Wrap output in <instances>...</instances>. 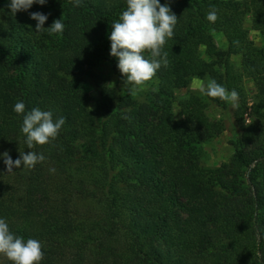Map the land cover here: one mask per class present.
Segmentation results:
<instances>
[{
  "label": "trees",
  "instance_id": "16d2710c",
  "mask_svg": "<svg viewBox=\"0 0 264 264\" xmlns=\"http://www.w3.org/2000/svg\"><path fill=\"white\" fill-rule=\"evenodd\" d=\"M9 3L0 0V218L41 242V264H264V0H160L178 23L164 46L169 65L143 101L110 55L126 0H47L15 15ZM213 6L215 23L206 19ZM33 12L48 15L45 28L61 18L63 34H37ZM103 60L114 87L93 72ZM193 78L236 90L239 109L204 95L178 101ZM17 102L24 114L38 107L64 117L56 140L28 149ZM211 105L221 119L207 115ZM227 129L232 156L203 166V146ZM5 151L13 161L29 151L46 159L8 173Z\"/></svg>",
  "mask_w": 264,
  "mask_h": 264
},
{
  "label": "clouds",
  "instance_id": "9594fccd",
  "mask_svg": "<svg viewBox=\"0 0 264 264\" xmlns=\"http://www.w3.org/2000/svg\"><path fill=\"white\" fill-rule=\"evenodd\" d=\"M47 0H10L7 5L15 15L18 11H27L33 4L45 5ZM81 0H74L79 6ZM127 8L123 11L117 22L111 25L109 40L110 55L118 59V69L126 77L124 84L131 85L129 92L136 95L144 90V86L151 81L157 71L163 66L168 67V52L164 51L168 39L174 37V29L178 23L177 15L172 12L168 3L161 4L160 0H126ZM30 18L37 21L35 32L37 34L62 35L65 24L61 18L53 21L50 27L45 28L48 15L41 12L30 13ZM215 7L207 14L206 19L215 23L218 20ZM145 52L149 58L145 57ZM191 87L210 98H219L231 104L233 110H238L239 93L236 90L229 92L215 79L205 82L193 78ZM25 104L17 102L14 111L17 114L25 113ZM128 119V117H124ZM66 123L64 117L53 119L52 111H43L36 107L24 114L22 132L26 135V145L32 149L35 145L50 144L58 137L62 126ZM2 159L8 173L13 169H32L38 162H43V154L29 151L20 153L15 161L5 151ZM55 171V169H50ZM0 256L6 258L10 264H41L44 259L42 244L37 239L29 238L25 241L12 233L5 219L0 218Z\"/></svg>",
  "mask_w": 264,
  "mask_h": 264
},
{
  "label": "rangeland",
  "instance_id": "374dc122",
  "mask_svg": "<svg viewBox=\"0 0 264 264\" xmlns=\"http://www.w3.org/2000/svg\"><path fill=\"white\" fill-rule=\"evenodd\" d=\"M245 28L248 30L250 37L254 40L256 46H261L263 44L262 38H260L259 35L255 34L251 30V24L250 19L248 18L245 21ZM213 38L215 41V44L218 48L224 50L226 48V42L224 37L220 33H213ZM201 56L203 59L207 60L203 50L201 49ZM232 62L238 66L239 61L238 58H233ZM93 72L100 78V83L105 84L110 87H114L116 83V77L114 76L109 64L106 61H101L97 64V66L93 69ZM193 80V79H192ZM189 82L188 86L179 89L175 92L176 97L178 101H181L185 98H188L190 95H202L199 90H194L191 87V82ZM202 80V79H201ZM205 84L207 83L206 80H203ZM245 91L250 98L252 96V91L254 90V87L251 85L250 82L245 81ZM88 96L90 98L89 108L93 109L95 102L97 100V93L94 90L92 85L86 86ZM148 90V88L144 86V90L138 92L134 97L139 100L143 101L144 94ZM250 103V101H248ZM222 110L220 108H217L215 106H209L207 109V115L213 120V119H221L220 116H222ZM176 114H178V111H176ZM246 119L248 120V115L246 116ZM231 140V133L230 130H226L222 135L214 139L212 142L206 144L203 146V150L205 151V156L203 157L202 164L206 167H218L221 164L227 162L230 157L232 156V149L229 145V142Z\"/></svg>",
  "mask_w": 264,
  "mask_h": 264
}]
</instances>
